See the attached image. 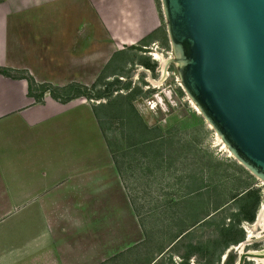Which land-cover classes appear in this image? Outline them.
<instances>
[{
    "label": "rangeland",
    "instance_id": "obj_1",
    "mask_svg": "<svg viewBox=\"0 0 264 264\" xmlns=\"http://www.w3.org/2000/svg\"><path fill=\"white\" fill-rule=\"evenodd\" d=\"M11 3L32 10L35 0ZM73 7L88 10L90 28L73 32L71 75L89 84H32L31 92L91 99L144 235L104 264H235L242 248L263 249L264 226L256 219L264 182L221 148L173 57L162 74L150 54L173 56L161 0H73ZM73 16L81 22L80 12ZM241 264L255 262L248 256Z\"/></svg>",
    "mask_w": 264,
    "mask_h": 264
},
{
    "label": "crops",
    "instance_id": "obj_2",
    "mask_svg": "<svg viewBox=\"0 0 264 264\" xmlns=\"http://www.w3.org/2000/svg\"><path fill=\"white\" fill-rule=\"evenodd\" d=\"M89 28L73 0L0 2V264H104L143 240L91 99L37 98L22 76L89 84L71 75L73 32Z\"/></svg>",
    "mask_w": 264,
    "mask_h": 264
},
{
    "label": "water",
    "instance_id": "obj_3",
    "mask_svg": "<svg viewBox=\"0 0 264 264\" xmlns=\"http://www.w3.org/2000/svg\"><path fill=\"white\" fill-rule=\"evenodd\" d=\"M161 2L187 92L233 154L264 180V0Z\"/></svg>",
    "mask_w": 264,
    "mask_h": 264
},
{
    "label": "bare ground",
    "instance_id": "obj_4",
    "mask_svg": "<svg viewBox=\"0 0 264 264\" xmlns=\"http://www.w3.org/2000/svg\"><path fill=\"white\" fill-rule=\"evenodd\" d=\"M171 45V44H170ZM172 47V46H171ZM172 51H173V56L169 55V57L165 56L164 54L160 53L158 50L156 49H153L150 54H153V57L157 60L160 61V65L162 67V74L164 73V65L167 61V59H170L172 58V60H174L176 62V67H178L180 65V61L178 60V57H177V54L175 53V51L173 50L172 48ZM179 76V74H178ZM179 79H180V82L182 84V87L184 88V90L187 92L185 86L183 85L182 81H181V78L179 76ZM187 94L189 95V93L187 92ZM190 96V95H189ZM191 98V96H190ZM191 104L193 105L194 109H196L197 111H199L201 114H203L201 112V110L199 109V107L196 105V103L193 101V99L191 98ZM204 116V114H203ZM205 120L213 127V129L216 131V129L214 128V126L211 124V122H209V120H207V118L204 116ZM217 132V131H216ZM216 140L221 144V148L225 149L227 152H229L230 154L233 152L228 148L227 144L224 142V140L221 138L220 134L217 132L216 134ZM234 157L235 154H233ZM237 158V157H236ZM240 160V159H239ZM241 161V160H240ZM242 162V161H241ZM243 163V162H242ZM244 164V163H243ZM245 165V164H244ZM246 166V165H245ZM261 181L264 182V180H262L259 176H257ZM264 205L261 207V209L259 210V213H258V216H257V219H256V226L257 225H260V226H264ZM264 229V228H263ZM247 236H250V234H247ZM239 246H241L244 242L241 241L239 242ZM238 246V247H239ZM241 249V248H240ZM241 252L239 253L238 255V258H237V261L235 262V264L238 263L239 261V257H240V254L241 253H245V258L247 259L248 256H249V259L252 260L253 262H255V264H264V248L263 249H259V250H244L243 248L240 250ZM239 264H241L239 262Z\"/></svg>",
    "mask_w": 264,
    "mask_h": 264
},
{
    "label": "trees",
    "instance_id": "obj_5",
    "mask_svg": "<svg viewBox=\"0 0 264 264\" xmlns=\"http://www.w3.org/2000/svg\"><path fill=\"white\" fill-rule=\"evenodd\" d=\"M0 71H4L5 73H8L9 74V71L7 69H5V68H1ZM22 76L26 78L27 85H28V89H29V91H31V85L32 84H35L33 78L29 74H27V73H22Z\"/></svg>",
    "mask_w": 264,
    "mask_h": 264
}]
</instances>
